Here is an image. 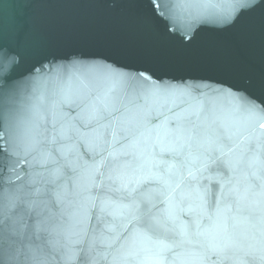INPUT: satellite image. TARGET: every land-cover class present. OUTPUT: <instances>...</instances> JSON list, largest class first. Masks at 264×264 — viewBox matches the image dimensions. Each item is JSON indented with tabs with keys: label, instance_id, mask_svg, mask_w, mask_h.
<instances>
[{
	"label": "snow or ice",
	"instance_id": "6c2138e0",
	"mask_svg": "<svg viewBox=\"0 0 264 264\" xmlns=\"http://www.w3.org/2000/svg\"><path fill=\"white\" fill-rule=\"evenodd\" d=\"M234 2L224 22L264 8V0ZM142 3L154 16L167 18V0ZM4 28L0 16V264H49L54 253L64 264H264V135L251 134L264 119V69L246 87L228 90L246 127L223 132L212 128L214 121L191 86L154 81L149 69L138 70L133 78L153 82L163 102L155 116L151 109L139 114L134 143L110 153L108 179L120 200L109 198L102 211L113 217L107 225L113 235L89 243L82 238L84 205L95 197L87 187H70L71 161L63 143L78 128L62 124L49 138L38 123L22 127L17 121L14 86L3 75ZM170 30L187 46L190 36L185 41ZM261 32L264 36V24ZM80 104L97 123L106 119V104L87 98ZM21 173L26 179L13 184L11 176ZM251 229L260 233L258 255L241 242ZM74 243L80 244L79 256Z\"/></svg>",
	"mask_w": 264,
	"mask_h": 264
},
{
	"label": "water",
	"instance_id": "95a60500",
	"mask_svg": "<svg viewBox=\"0 0 264 264\" xmlns=\"http://www.w3.org/2000/svg\"><path fill=\"white\" fill-rule=\"evenodd\" d=\"M167 3V18L161 19L142 0H0L3 51L8 57L3 75L14 86L17 121L22 127L38 123L42 136L49 138L62 124L78 128L63 143L71 161L66 169L72 178L70 187H87L95 197L84 205L87 235L82 238L89 243L113 235L107 230L113 217L102 211L109 198L120 200V193L112 190L116 185L108 179L110 153L134 143L139 114L151 109L155 116L163 102L154 94L153 82L133 78L138 70L149 69L154 81L191 86L214 121L213 129L246 127L234 111L228 90L246 87L264 69V8L227 23L225 17L236 7L234 0ZM170 29L185 41L190 36L187 46ZM84 98L106 104V119L97 123L90 113L82 112ZM261 124L264 119L256 123L253 136L264 135ZM25 179L23 173L11 176L13 184ZM4 185L10 186L7 175ZM260 238L259 231L251 229L241 242L258 255ZM79 247L73 244L76 256ZM97 247H103L99 240ZM49 264L64 261L54 253ZM73 264L85 262L74 260Z\"/></svg>",
	"mask_w": 264,
	"mask_h": 264
}]
</instances>
